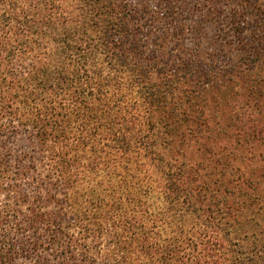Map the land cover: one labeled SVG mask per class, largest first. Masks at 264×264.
<instances>
[{
    "label": "trees",
    "instance_id": "trees-1",
    "mask_svg": "<svg viewBox=\"0 0 264 264\" xmlns=\"http://www.w3.org/2000/svg\"><path fill=\"white\" fill-rule=\"evenodd\" d=\"M0 264H264V0H0Z\"/></svg>",
    "mask_w": 264,
    "mask_h": 264
}]
</instances>
